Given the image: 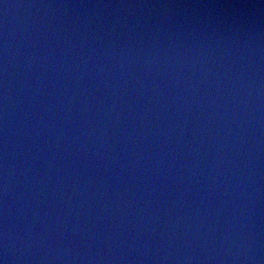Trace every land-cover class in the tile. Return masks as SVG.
Instances as JSON below:
<instances>
[{
  "label": "water",
  "instance_id": "obj_1",
  "mask_svg": "<svg viewBox=\"0 0 264 264\" xmlns=\"http://www.w3.org/2000/svg\"><path fill=\"white\" fill-rule=\"evenodd\" d=\"M0 264H264V0H0Z\"/></svg>",
  "mask_w": 264,
  "mask_h": 264
}]
</instances>
